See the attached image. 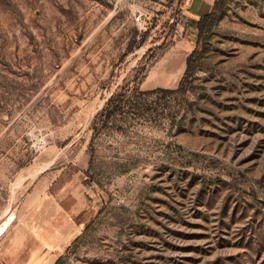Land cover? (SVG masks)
<instances>
[{"label": "rangeland", "instance_id": "obj_1", "mask_svg": "<svg viewBox=\"0 0 264 264\" xmlns=\"http://www.w3.org/2000/svg\"><path fill=\"white\" fill-rule=\"evenodd\" d=\"M187 6L0 0V264L41 187L80 227L56 264H264V0L200 41ZM126 85L137 110L96 131Z\"/></svg>", "mask_w": 264, "mask_h": 264}, {"label": "crops", "instance_id": "obj_2", "mask_svg": "<svg viewBox=\"0 0 264 264\" xmlns=\"http://www.w3.org/2000/svg\"><path fill=\"white\" fill-rule=\"evenodd\" d=\"M214 5L215 0H188L187 8L201 18L210 14ZM168 55L169 52L150 71V79L158 73ZM34 193L26 205L37 208L36 219L21 225L18 244H8V264H56L80 233L72 214L54 196L47 195L42 187Z\"/></svg>", "mask_w": 264, "mask_h": 264}, {"label": "trees", "instance_id": "obj_3", "mask_svg": "<svg viewBox=\"0 0 264 264\" xmlns=\"http://www.w3.org/2000/svg\"><path fill=\"white\" fill-rule=\"evenodd\" d=\"M226 1L227 0H215V5H214L212 12L210 14H207V15L201 17L198 20L197 27H198V39H199V41L202 38V36L204 35L205 31L207 29H209L219 19L217 14H218V12L222 11V8H223L224 4L226 3ZM187 25H188V23L184 22L183 26L186 27ZM169 51H170V49H167L164 44L153 51V52H158L159 54H158L157 58L155 59V61H152V65L150 66V69L148 70L147 74H145V77L141 80L140 85H139L140 89L137 90V92L141 93V90H142L141 88H142L144 82L146 81V79L148 78L150 71L156 66V64L160 60H162L167 55V53ZM193 59H194V53H192L191 55H189L187 57V70H186L184 79H186L191 72ZM183 86H184V82L182 81L180 84V87L177 90L171 91V90H167V89H156L153 91H147L143 94L150 95V94H155L157 92H168V93L179 92L180 90L183 89ZM132 97H134V96H133L132 91H131L129 86L126 85V86L120 87L110 97V99L108 100L104 109L96 117L95 122H94V129L96 131L98 130L97 125H99V123H97V122L99 120L102 121L103 124H105L106 122H109L111 120V118H113L119 114L124 115V114H127V113H130V112L137 110V108L134 107V105H133L134 102H132V100H131Z\"/></svg>", "mask_w": 264, "mask_h": 264}, {"label": "built area", "instance_id": "obj_4", "mask_svg": "<svg viewBox=\"0 0 264 264\" xmlns=\"http://www.w3.org/2000/svg\"><path fill=\"white\" fill-rule=\"evenodd\" d=\"M136 21L142 22L143 21V14H139L136 16Z\"/></svg>", "mask_w": 264, "mask_h": 264}, {"label": "bare ground", "instance_id": "obj_5", "mask_svg": "<svg viewBox=\"0 0 264 264\" xmlns=\"http://www.w3.org/2000/svg\"><path fill=\"white\" fill-rule=\"evenodd\" d=\"M5 231H6V229L5 228H3Z\"/></svg>", "mask_w": 264, "mask_h": 264}]
</instances>
